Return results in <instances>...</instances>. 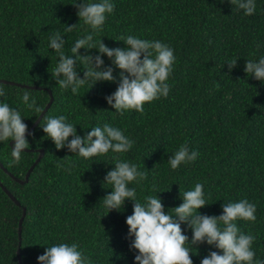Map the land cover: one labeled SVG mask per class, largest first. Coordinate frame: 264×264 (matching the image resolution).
Segmentation results:
<instances>
[{"label": "trees", "instance_id": "obj_1", "mask_svg": "<svg viewBox=\"0 0 264 264\" xmlns=\"http://www.w3.org/2000/svg\"><path fill=\"white\" fill-rule=\"evenodd\" d=\"M77 2L0 0V78L40 87L0 82L6 92L0 102L20 111L29 130L41 113L25 105L23 94L29 92V102L35 98L43 110L51 90L54 101L44 118L65 116L80 136L107 123L135 143L124 153L110 150L85 159L67 146L56 149L43 132V118L26 136L31 150H23L18 164L11 156L13 140L0 142V264H40L38 256L60 243H78L90 264H136L138 250L130 248L134 237L128 236L126 224L134 201L128 199L121 210L109 213L103 204L113 190L103 181L117 160L147 174L128 185L135 188L137 201L159 196L166 213L174 215L173 208L183 203L181 193L193 190L196 183L203 185L209 203L199 210L202 215L219 216L224 203L242 199L255 204V222L235 223L242 233L256 236L254 260H264V82L244 71L247 60L264 57V0H255L256 11L250 16L228 0H109L114 11L106 14L98 33L80 21L73 5ZM73 24L77 27L66 32ZM57 32L65 39L68 56L75 55V42L88 34L110 48L127 47L120 39L129 35L168 45L176 57L166 81L168 96L146 102L142 114L126 110L120 115L106 97L116 91L121 70L106 54L104 67L114 68L115 82L87 80L77 94L60 88L51 73L59 57L49 47ZM79 54L76 67L83 78V56L99 52L81 48ZM232 60L237 66L229 72L227 63ZM185 144L198 153L197 159L171 169L168 159ZM40 149L44 155L28 181L16 180H25ZM181 227L191 239L192 229L186 223ZM187 246L193 264H201L210 251L222 254L206 242Z\"/></svg>", "mask_w": 264, "mask_h": 264}, {"label": "clouds", "instance_id": "obj_2", "mask_svg": "<svg viewBox=\"0 0 264 264\" xmlns=\"http://www.w3.org/2000/svg\"><path fill=\"white\" fill-rule=\"evenodd\" d=\"M228 2L236 9L243 10L245 15H253L256 11L255 0ZM73 5L78 9L80 21L96 33L102 30L106 14L114 11V5L109 0H78ZM76 27L77 24L70 25L65 31L70 32ZM120 40H123L127 47L110 48L103 40L94 42L93 35L88 34L75 42L71 49L75 55L68 56L64 52L65 39L57 32L50 37L49 44L50 49H54L59 57L57 66L51 71L52 77H55L60 88H71L73 94H77L87 80L94 81V84L98 81L115 82L117 77L113 74L114 68L104 67L102 57L106 54L112 64L121 70L116 91L106 97L108 104L120 115L126 110H135L142 114L146 102L168 96L169 85L166 81L173 71L176 59L174 50L160 41H148L131 35ZM81 48H95L99 52V55L83 56L86 65L83 78L78 74L76 67L77 56H82L79 54ZM227 65L230 72L237 66V60L229 61ZM244 71L248 76H254L256 80L264 82V57L258 62L247 60ZM0 97H6L3 87H0ZM22 99L28 108L41 113L35 98L29 102V92H25ZM66 119L65 116L43 117L44 122L41 121L43 132L58 150L67 146L70 152L88 159L106 155L110 150L113 153L127 152L135 143L119 128L107 123L103 128L94 127L84 136H80L77 134V128L66 123ZM27 132L28 125L20 111L11 108L7 102H0V142H15L11 152L13 163L18 164L21 153L29 147ZM69 137L72 139L69 140ZM197 156L198 153L190 152L185 144L174 152L168 163L171 169L176 170L182 163L194 162ZM146 175L138 170L137 165L117 160L115 168L108 171L103 181V186L107 183L113 189L103 200L108 213L114 209L121 210L128 199L134 201L133 214L127 216L126 224L129 228L128 236L134 237L130 248L138 250L135 255L136 264H193L187 245L194 246L205 242L220 249L222 254L210 251L201 260V264H264V260H254L256 253L252 250V245L256 236L242 233L235 223L237 220L255 222V204L242 199L239 202L224 203L223 213L219 216L202 215L199 210L209 203L204 198L203 185L196 183L193 190L181 193L183 203L173 208V215L165 212L159 196H146L144 203L137 201L135 188L128 185L146 179ZM182 223L192 229L191 239L184 234ZM37 259L40 264H90L89 258L80 250L78 243L48 246L44 254Z\"/></svg>", "mask_w": 264, "mask_h": 264}, {"label": "water", "instance_id": "obj_3", "mask_svg": "<svg viewBox=\"0 0 264 264\" xmlns=\"http://www.w3.org/2000/svg\"><path fill=\"white\" fill-rule=\"evenodd\" d=\"M0 82H2V83H10V84H13V85H19L21 87H27V88H30V87L31 88H40L37 85H28V84H23V83L15 82V81H9V80L2 79V78H0ZM49 92H50V95H51V98H50L49 102L47 103V105L45 106V108L42 110L41 114L38 116V118L33 123V125L29 128L28 132L26 133V136L28 134H30L34 130V128L40 123L41 119L43 118V116L45 115V113L47 112V110L51 107V105H52V103L54 101V97L52 95V91L49 90ZM14 143H15L14 141H11V145H14ZM24 150L30 151L31 149L26 148ZM39 152H40V154L37 157L36 161L32 164V166L27 171L26 176H25V180H21V179H18V178H16V180H18L21 183H24V182H27L28 181L29 176H30V173L32 172V170L34 169V167L36 166V164L42 159V157L44 155V150L43 149H40ZM5 170H6V172H9L6 168H5ZM2 187L9 194L10 198L15 201V203L17 205H21V203L17 200V198L11 192H9L5 186L2 185ZM25 215H26V208L23 207V214H22V217L20 218V221H19V237H20V242H21V238H22L23 221H24ZM18 257H19V260L21 261V250L20 249L18 250Z\"/></svg>", "mask_w": 264, "mask_h": 264}]
</instances>
